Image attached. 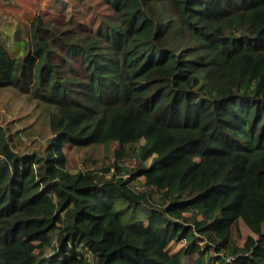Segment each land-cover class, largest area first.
Returning a JSON list of instances; mask_svg holds the SVG:
<instances>
[{
  "label": "trees",
  "instance_id": "obj_1",
  "mask_svg": "<svg viewBox=\"0 0 264 264\" xmlns=\"http://www.w3.org/2000/svg\"><path fill=\"white\" fill-rule=\"evenodd\" d=\"M101 1L37 13L20 50L0 28V88L51 131L21 149L0 123V264H264V0Z\"/></svg>",
  "mask_w": 264,
  "mask_h": 264
},
{
  "label": "rangeland",
  "instance_id": "obj_2",
  "mask_svg": "<svg viewBox=\"0 0 264 264\" xmlns=\"http://www.w3.org/2000/svg\"><path fill=\"white\" fill-rule=\"evenodd\" d=\"M54 11L52 10L50 14L55 15ZM62 11L67 13L79 11L82 14L89 15L88 18H96L95 16H101L106 12V6L101 0H63V4L60 5L57 13ZM4 32L8 40V48L12 51L20 50V46L11 40L5 30ZM18 34L23 35V31L21 29L16 30L15 39H17ZM16 93L9 88H0V123L8 126L16 135L14 141L17 148L24 149L28 146L44 144L51 136L49 113L37 106L28 95ZM64 151L68 158L69 166L73 171L100 167L109 162L105 149L101 145L77 149L71 144H66ZM250 234L252 232L244 221L242 219L236 220L232 226V240L239 245H245ZM173 243L175 247L183 246L181 242L174 241L171 244ZM170 249L172 252L174 251L171 245ZM50 252V247L43 249L45 255H49ZM191 261L192 257L186 259L184 264H191Z\"/></svg>",
  "mask_w": 264,
  "mask_h": 264
},
{
  "label": "crops",
  "instance_id": "obj_3",
  "mask_svg": "<svg viewBox=\"0 0 264 264\" xmlns=\"http://www.w3.org/2000/svg\"><path fill=\"white\" fill-rule=\"evenodd\" d=\"M62 4L63 0H0V28L3 31L5 30L8 36L11 37V40L17 44L23 38L25 24H28L37 13H41L42 15L47 14L44 16L49 18L53 15L50 14L51 11L56 9L54 13H57ZM18 29L23 31V35L18 34L20 36L17 35V39H15L14 34ZM171 243L168 245V250L171 253H176L182 248L175 247L174 243ZM170 245L174 248L173 252L170 249ZM190 257H192V264L197 254L189 256L186 259Z\"/></svg>",
  "mask_w": 264,
  "mask_h": 264
},
{
  "label": "built area",
  "instance_id": "obj_4",
  "mask_svg": "<svg viewBox=\"0 0 264 264\" xmlns=\"http://www.w3.org/2000/svg\"><path fill=\"white\" fill-rule=\"evenodd\" d=\"M184 242H185V239H184ZM88 264H93V262L91 260H89Z\"/></svg>",
  "mask_w": 264,
  "mask_h": 264
}]
</instances>
